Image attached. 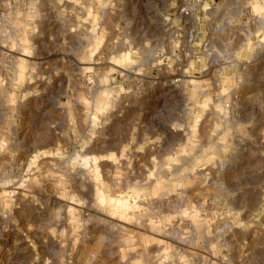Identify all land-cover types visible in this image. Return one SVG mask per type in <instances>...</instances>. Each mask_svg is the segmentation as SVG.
I'll list each match as a JSON object with an SVG mask.
<instances>
[{"label":"rangeland","instance_id":"rangeland-1","mask_svg":"<svg viewBox=\"0 0 264 264\" xmlns=\"http://www.w3.org/2000/svg\"><path fill=\"white\" fill-rule=\"evenodd\" d=\"M0 264H264V0H0Z\"/></svg>","mask_w":264,"mask_h":264},{"label":"bare ground","instance_id":"bare-ground-1","mask_svg":"<svg viewBox=\"0 0 264 264\" xmlns=\"http://www.w3.org/2000/svg\"><path fill=\"white\" fill-rule=\"evenodd\" d=\"M148 229V228H147Z\"/></svg>","mask_w":264,"mask_h":264}]
</instances>
